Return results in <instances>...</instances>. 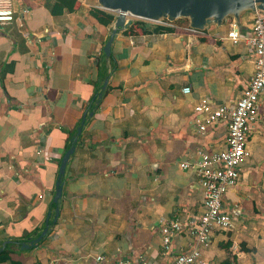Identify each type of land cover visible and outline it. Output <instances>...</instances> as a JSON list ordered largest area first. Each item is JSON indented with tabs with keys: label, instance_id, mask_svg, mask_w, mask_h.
<instances>
[{
	"label": "crops",
	"instance_id": "0c3cea01",
	"mask_svg": "<svg viewBox=\"0 0 264 264\" xmlns=\"http://www.w3.org/2000/svg\"><path fill=\"white\" fill-rule=\"evenodd\" d=\"M47 1L17 0L21 24L0 27V264H95L96 255L167 264L192 239L177 235L165 255L161 222L203 213L196 174L179 164L226 145L227 122L201 133L195 107L242 95L255 55L228 33L248 31L256 11L198 33L187 19L131 18L111 40L118 14L101 24L90 15L97 0L58 16ZM263 119L264 107L239 184L224 195L232 226L202 248L208 264H264Z\"/></svg>",
	"mask_w": 264,
	"mask_h": 264
},
{
	"label": "built area",
	"instance_id": "2783aa9c",
	"mask_svg": "<svg viewBox=\"0 0 264 264\" xmlns=\"http://www.w3.org/2000/svg\"><path fill=\"white\" fill-rule=\"evenodd\" d=\"M17 0H0V27L13 26L17 22ZM163 24H172L163 20ZM194 33L200 31L191 29ZM245 36L251 51L255 55V69L242 95L233 105H216L204 101L195 107L201 133L219 120L227 123L226 145L219 151L198 153L196 161L180 162L182 169L193 170L198 185L203 193V213L187 221L174 216L162 221L160 231L163 237L164 254L172 252L171 242L177 235H186L192 239V247L181 250L167 264H208L202 255V248L209 243L215 231L228 230L234 217L224 209V195L239 184L241 167L248 155V141L251 134V123L255 120L260 108L264 107V12L257 10L254 14L252 27L241 32L237 24H233L228 37L234 42ZM184 93L191 88L185 87ZM264 121V119H263ZM143 264H148L145 257ZM95 264H110L103 255H96ZM113 264H133L128 258H121Z\"/></svg>",
	"mask_w": 264,
	"mask_h": 264
},
{
	"label": "water",
	"instance_id": "95a60500",
	"mask_svg": "<svg viewBox=\"0 0 264 264\" xmlns=\"http://www.w3.org/2000/svg\"><path fill=\"white\" fill-rule=\"evenodd\" d=\"M97 2L102 9L118 14L111 40L118 29L130 23L131 18L154 23L163 20L173 23L187 19L191 29L205 31L212 25H223L229 18L239 22L245 12L257 10L264 12V0H97ZM111 40L104 48L107 55H110ZM73 152L74 147H71L62 159L53 198L55 203L62 197V178Z\"/></svg>",
	"mask_w": 264,
	"mask_h": 264
},
{
	"label": "trees",
	"instance_id": "16d2710c",
	"mask_svg": "<svg viewBox=\"0 0 264 264\" xmlns=\"http://www.w3.org/2000/svg\"><path fill=\"white\" fill-rule=\"evenodd\" d=\"M49 1L50 0H48L46 2V4H48ZM77 5H78V0H54L53 5H51V7H50V12L54 16L62 15L65 10H68L69 12H74L77 8ZM90 15H92L94 18H96L103 25L112 24L116 18L114 13L107 11V10H104V9H99V8L91 9ZM182 20L183 19L178 20L177 22L182 21ZM140 24L142 26V23H140ZM137 25H138V23H137ZM143 26H145V25L143 24ZM131 28H133V25L131 26ZM155 30L163 31V30H169V29L159 26V28L157 27ZM143 31L146 32L145 30H143ZM53 206H54V204H53ZM7 254H8V249H6V250L4 249V250L0 251V261L3 262L4 260H6Z\"/></svg>",
	"mask_w": 264,
	"mask_h": 264
},
{
	"label": "rangeland",
	"instance_id": "374dc122",
	"mask_svg": "<svg viewBox=\"0 0 264 264\" xmlns=\"http://www.w3.org/2000/svg\"><path fill=\"white\" fill-rule=\"evenodd\" d=\"M188 21V20H187Z\"/></svg>",
	"mask_w": 264,
	"mask_h": 264
}]
</instances>
